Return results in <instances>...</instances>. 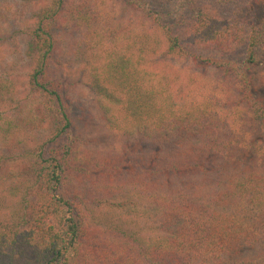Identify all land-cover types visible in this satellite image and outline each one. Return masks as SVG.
<instances>
[{
    "label": "trees",
    "instance_id": "trees-1",
    "mask_svg": "<svg viewBox=\"0 0 264 264\" xmlns=\"http://www.w3.org/2000/svg\"><path fill=\"white\" fill-rule=\"evenodd\" d=\"M123 1L159 24L152 7L170 8L181 27H161L169 52L231 73L240 94L197 73L154 70V43L133 36L89 73L117 143L89 163L75 135L74 87L53 76L55 23L71 0H51L31 29L30 81L43 100L35 119L47 141L0 158V264H109L120 252L123 264H264V100L248 78L261 66L264 86V0ZM86 8L76 10L90 27ZM202 49L220 60L196 54ZM9 94L0 84L5 112ZM93 165L111 184L87 201L80 184Z\"/></svg>",
    "mask_w": 264,
    "mask_h": 264
},
{
    "label": "rangeland",
    "instance_id": "rangeland-1",
    "mask_svg": "<svg viewBox=\"0 0 264 264\" xmlns=\"http://www.w3.org/2000/svg\"><path fill=\"white\" fill-rule=\"evenodd\" d=\"M50 1L0 0V84L10 87L9 100L13 101L10 111L5 112L4 106H0V115L3 118L7 116L5 120L0 121V158L7 156L11 158L47 141V130L38 127L35 119V110L43 100L37 97L30 81L34 69L31 29L38 13ZM85 4L89 6L85 10L90 16H87L90 18L88 22L90 27L76 10ZM163 5L162 2H157V5L152 7L154 11L163 14V21L159 24L146 18L143 13L123 0H71L66 12L55 23L54 33L59 43V51L53 66V76L69 82L74 87L70 94V105L72 119L75 122V135L80 137L83 146L81 148L86 154L84 159L89 163H102L110 150L117 146L113 132L101 121L98 114L100 100L90 89L92 79L89 73L94 66H101L102 61L112 50L119 51L120 48L125 50L133 36L132 39L137 42L142 41L146 45L148 42L154 43L153 48L157 55L153 61L154 70L160 73L172 71L173 75V72H177L187 76L197 73L203 82L216 85L229 96L238 98L240 94L239 90L242 87L231 73L201 62L186 61L169 52V45L161 27L169 23L173 24L172 29L177 31L181 26L175 23L170 15V8ZM93 12L97 19L91 17ZM101 34L109 38L100 43ZM200 53L212 61L219 59L218 54L204 49L198 50L196 54ZM262 71L261 66L255 67L248 78L252 81L255 96L264 100ZM1 100L0 98V102ZM103 105L106 104L103 102ZM11 125L12 129L6 131L5 126L9 129ZM5 131L10 134L7 135ZM4 132L9 139H5ZM19 165L16 163L13 166L18 168ZM98 170L95 168L90 174L83 175L80 189H83L87 201H92V198L101 194L98 188L111 184ZM97 216L105 215L101 214V209H97ZM108 221L116 222L109 218ZM141 235L149 236L147 231ZM122 254L120 252V257L123 258ZM121 259L118 258L115 263L112 258L109 264H123L125 261Z\"/></svg>",
    "mask_w": 264,
    "mask_h": 264
}]
</instances>
